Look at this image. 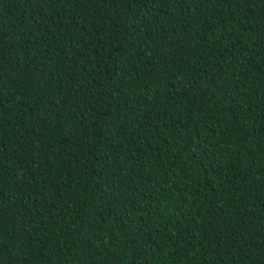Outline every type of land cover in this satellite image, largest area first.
<instances>
[{
  "label": "trees",
  "instance_id": "1",
  "mask_svg": "<svg viewBox=\"0 0 264 264\" xmlns=\"http://www.w3.org/2000/svg\"><path fill=\"white\" fill-rule=\"evenodd\" d=\"M0 264H264V0H0Z\"/></svg>",
  "mask_w": 264,
  "mask_h": 264
}]
</instances>
